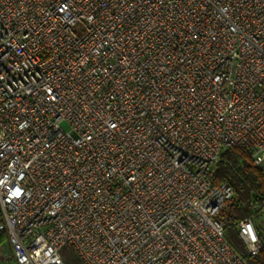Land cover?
Listing matches in <instances>:
<instances>
[{
    "label": "built area",
    "instance_id": "built-area-1",
    "mask_svg": "<svg viewBox=\"0 0 264 264\" xmlns=\"http://www.w3.org/2000/svg\"><path fill=\"white\" fill-rule=\"evenodd\" d=\"M230 148L264 170V0H0L3 261L248 264Z\"/></svg>",
    "mask_w": 264,
    "mask_h": 264
},
{
    "label": "trees",
    "instance_id": "trees-1",
    "mask_svg": "<svg viewBox=\"0 0 264 264\" xmlns=\"http://www.w3.org/2000/svg\"><path fill=\"white\" fill-rule=\"evenodd\" d=\"M222 183L228 184L234 193V197L227 202L226 209L220 215L225 225L226 241L248 264H264L263 233L258 229L263 249L257 256L250 257L232 222L251 219L264 211V170L254 166L250 151L230 148L222 154L212 176L213 186L218 187ZM4 241L5 234H1L0 245ZM65 249L71 253L68 259L63 258L65 264H83L73 249Z\"/></svg>",
    "mask_w": 264,
    "mask_h": 264
},
{
    "label": "rangeland",
    "instance_id": "rangeland-1",
    "mask_svg": "<svg viewBox=\"0 0 264 264\" xmlns=\"http://www.w3.org/2000/svg\"><path fill=\"white\" fill-rule=\"evenodd\" d=\"M66 131H69L70 128L67 124H63L62 126ZM256 226L257 229H259L263 235H264V211L262 213L259 214V216H253L251 218ZM10 249V248H9ZM5 250V254H8L9 251H8V248H7V244L6 243H3L2 245H0V264H14L13 262L11 261H8V260H1L3 259V253L2 251ZM71 253L68 249H64L62 252H61V257L62 259H68L70 257ZM64 261V260H63Z\"/></svg>",
    "mask_w": 264,
    "mask_h": 264
},
{
    "label": "crops",
    "instance_id": "crops-1",
    "mask_svg": "<svg viewBox=\"0 0 264 264\" xmlns=\"http://www.w3.org/2000/svg\"><path fill=\"white\" fill-rule=\"evenodd\" d=\"M3 243H6V244H7V242H6V241H4ZM7 248H8V251H9L10 249H9V246H8V244H7ZM1 260H2V259H1Z\"/></svg>",
    "mask_w": 264,
    "mask_h": 264
}]
</instances>
